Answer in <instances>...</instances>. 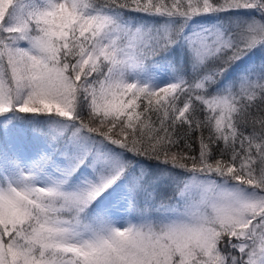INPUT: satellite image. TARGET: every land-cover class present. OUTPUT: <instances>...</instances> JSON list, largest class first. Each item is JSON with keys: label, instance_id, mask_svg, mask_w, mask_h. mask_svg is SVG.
I'll use <instances>...</instances> for the list:
<instances>
[{"label": "snow or ice", "instance_id": "6c2138e0", "mask_svg": "<svg viewBox=\"0 0 264 264\" xmlns=\"http://www.w3.org/2000/svg\"><path fill=\"white\" fill-rule=\"evenodd\" d=\"M258 50L264 0H0V264H264Z\"/></svg>", "mask_w": 264, "mask_h": 264}, {"label": "trees", "instance_id": "16d2710c", "mask_svg": "<svg viewBox=\"0 0 264 264\" xmlns=\"http://www.w3.org/2000/svg\"><path fill=\"white\" fill-rule=\"evenodd\" d=\"M131 16H133L136 19H143V20H151L152 18L150 16L141 14V13H130ZM217 16L219 17V20L224 21L227 20V16L224 14H211L208 17H206L204 20H202V23L205 24H212V23H216L217 22ZM182 57L184 60V65L185 67H187V54L186 52H183L181 50L177 51V58ZM264 60V51H256L252 54H250L246 60L244 62L241 63V65H239V67H237L233 74H235V72L240 71L243 67H245L246 65H253V66H257L260 64V62ZM22 115H31V114H22ZM42 119V118H41ZM153 119H155V116H153ZM39 127V126H37ZM29 126L27 124L22 125L19 129L14 130V131H10L7 136L5 135V131L3 129L2 126H0L1 129V134H0V147H2L6 142L9 144V146H11V143L18 140V138L23 137L24 141L26 143L29 144V147L35 146L37 144H40L43 142V135L42 134H37V135H33V130L31 128V131H29ZM4 133V134H2ZM151 163H156L154 162H150L146 165L147 167L150 166ZM145 165V164H144Z\"/></svg>", "mask_w": 264, "mask_h": 264}, {"label": "rangeland", "instance_id": "374dc122", "mask_svg": "<svg viewBox=\"0 0 264 264\" xmlns=\"http://www.w3.org/2000/svg\"><path fill=\"white\" fill-rule=\"evenodd\" d=\"M28 129H29V131H31V128L30 127ZM0 134H1V129H0ZM2 134H4V133H2ZM150 162H154V161H150ZM140 163L147 165L149 163V161H147V160H141ZM149 167L152 168L153 170H155L156 163H151ZM159 194L162 195V196L167 197V196H169V195L172 194V189L171 188L161 189ZM120 215H122V216L125 215L124 212H123V210H121Z\"/></svg>", "mask_w": 264, "mask_h": 264}]
</instances>
